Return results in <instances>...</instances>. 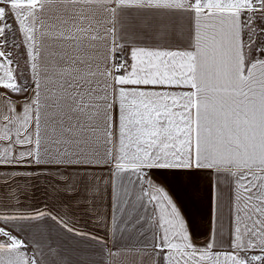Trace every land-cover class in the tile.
Returning <instances> with one entry per match:
<instances>
[{"label":"snow or ice","instance_id":"6c2138e0","mask_svg":"<svg viewBox=\"0 0 264 264\" xmlns=\"http://www.w3.org/2000/svg\"><path fill=\"white\" fill-rule=\"evenodd\" d=\"M37 174L63 214L21 210ZM167 177L207 180L206 242ZM97 196L107 239L68 218ZM43 228L153 264H264V0H0V264H56Z\"/></svg>","mask_w":264,"mask_h":264},{"label":"crops","instance_id":"0c3cea01","mask_svg":"<svg viewBox=\"0 0 264 264\" xmlns=\"http://www.w3.org/2000/svg\"><path fill=\"white\" fill-rule=\"evenodd\" d=\"M180 25L185 26V22L181 20ZM183 35V27L177 32L176 38L172 40L171 45L165 43L161 39L163 33L157 35L155 40L149 39L147 45L149 47H179L178 39ZM102 152V149H101ZM165 187L182 206L185 217L189 224L190 232L193 239L197 243L207 241V233L209 229V199L207 180L201 179L194 181L192 185L184 179L167 177L163 181ZM126 180L122 178V187ZM31 187L28 189L29 198L23 200L24 208L21 209L32 211L36 208L52 209L55 212L63 214L66 210L63 206V201L56 197L52 191V178L37 174L30 181ZM23 187V185H21ZM220 223L217 227L223 226V230L227 231V209L224 208ZM96 211L86 213L77 205H73V210L69 212L71 226L83 233H91L95 236L106 237V229L103 225L105 216L109 213L108 198L105 196L101 199L97 196L95 203ZM99 216V220L94 217ZM51 221H44L46 226L51 224ZM147 230V225H146ZM110 236V233L108 234ZM30 238L34 241V246L39 248L43 254L41 259L50 258V249L56 253V264H153L152 258L144 252L127 253L124 252L118 256L108 255L106 248L97 244L90 238L74 236L67 233H57L53 228L48 231L46 228L41 230H33L30 233ZM107 239V237H106ZM112 242L108 239V247L111 248ZM123 247V245H121Z\"/></svg>","mask_w":264,"mask_h":264}]
</instances>
